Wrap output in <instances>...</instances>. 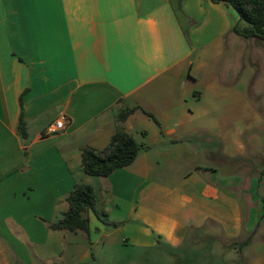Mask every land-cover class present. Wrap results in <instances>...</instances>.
Returning <instances> with one entry per match:
<instances>
[{
    "label": "crops",
    "instance_id": "0c3cea01",
    "mask_svg": "<svg viewBox=\"0 0 264 264\" xmlns=\"http://www.w3.org/2000/svg\"><path fill=\"white\" fill-rule=\"evenodd\" d=\"M174 3L0 0V264H109L100 261L109 242L161 257L160 250L200 243L191 235L213 224L227 239L243 235L242 204L229 191L243 182L219 166H198L167 184L158 181L160 162L148 146L108 177L83 170L82 151L103 150L119 127L137 141L153 128L150 143L160 147L191 141L193 108L204 94L195 82L211 80L206 92L223 90L207 78L210 65L201 58L221 56L233 26L246 24L223 3ZM137 107L119 121L122 110ZM61 114L70 125L50 134ZM225 155L222 163L233 158ZM76 184L95 188L99 211L113 222L89 211V234L51 228Z\"/></svg>",
    "mask_w": 264,
    "mask_h": 264
},
{
    "label": "rangeland",
    "instance_id": "374dc122",
    "mask_svg": "<svg viewBox=\"0 0 264 264\" xmlns=\"http://www.w3.org/2000/svg\"><path fill=\"white\" fill-rule=\"evenodd\" d=\"M174 4L178 8L177 0ZM179 17L189 28L190 23L181 11ZM225 41L221 56L210 53L201 58L210 65L205 72H210L207 78L212 76L213 83L223 90H218L220 94L206 92V88L212 85L211 80L195 82L197 91L204 92L198 106L192 107L197 128L192 133L197 136L179 146L167 144L160 147L150 143L155 129L147 127L145 136L137 142L150 147L152 159L160 162L156 164L158 171L155 173L159 175L158 181L167 184L198 166H219L223 171L238 174L243 182L239 190L229 188L231 195L234 193L240 198L244 216L243 235L237 241H244L251 235L250 243L241 252L233 249L230 244L236 240L227 239L221 227L213 224L214 228H200L191 235L200 243L185 242L181 248L170 252L160 250L161 257L149 249L109 242L100 256L102 263L264 264V179L260 177L264 168V40L232 34ZM193 75L202 77L204 73L193 70ZM156 130L159 134L163 132L159 128ZM225 154L233 157V162L222 163ZM88 176L96 179V176ZM102 214L108 222H113L108 213L102 210ZM95 251L99 250L96 248ZM145 255H149L148 259L142 258Z\"/></svg>",
    "mask_w": 264,
    "mask_h": 264
},
{
    "label": "trees",
    "instance_id": "16d2710c",
    "mask_svg": "<svg viewBox=\"0 0 264 264\" xmlns=\"http://www.w3.org/2000/svg\"><path fill=\"white\" fill-rule=\"evenodd\" d=\"M215 3H223L231 6L239 15L240 21L246 25L236 23L232 31L246 39L259 38L264 40V0H212ZM137 108L124 109L119 114V121L124 122ZM155 121V116L146 112ZM19 132L24 137L26 123L23 117L19 123ZM144 145L127 133L122 127L112 136L109 144L101 151L93 147H86L82 151L83 170L86 174L96 177H108L116 170L130 166L137 158ZM229 162H233L230 158ZM264 179V168L260 173ZM69 208L63 217L53 223L54 230H68L71 232L83 231L90 233L89 211H93L104 223L109 224L102 212L99 211L98 196L93 186L89 184H76L67 197ZM252 236L244 241H234L230 246L240 252L246 247Z\"/></svg>",
    "mask_w": 264,
    "mask_h": 264
},
{
    "label": "built area",
    "instance_id": "2783aa9c",
    "mask_svg": "<svg viewBox=\"0 0 264 264\" xmlns=\"http://www.w3.org/2000/svg\"><path fill=\"white\" fill-rule=\"evenodd\" d=\"M70 122L71 120L69 116L66 114H61L57 120L49 126L48 132L50 134L65 132L70 125Z\"/></svg>",
    "mask_w": 264,
    "mask_h": 264
}]
</instances>
